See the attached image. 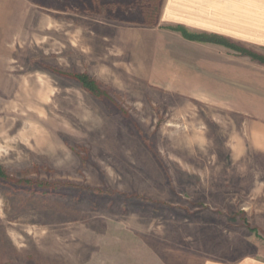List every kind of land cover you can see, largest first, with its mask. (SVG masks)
Returning <instances> with one entry per match:
<instances>
[{
	"label": "rangeland",
	"instance_id": "374dc122",
	"mask_svg": "<svg viewBox=\"0 0 264 264\" xmlns=\"http://www.w3.org/2000/svg\"><path fill=\"white\" fill-rule=\"evenodd\" d=\"M147 1L0 0V264L264 263V46Z\"/></svg>",
	"mask_w": 264,
	"mask_h": 264
},
{
	"label": "crops",
	"instance_id": "0c3cea01",
	"mask_svg": "<svg viewBox=\"0 0 264 264\" xmlns=\"http://www.w3.org/2000/svg\"><path fill=\"white\" fill-rule=\"evenodd\" d=\"M163 19L183 25L197 21L206 33L264 46V0H163Z\"/></svg>",
	"mask_w": 264,
	"mask_h": 264
},
{
	"label": "trees",
	"instance_id": "16d2710c",
	"mask_svg": "<svg viewBox=\"0 0 264 264\" xmlns=\"http://www.w3.org/2000/svg\"><path fill=\"white\" fill-rule=\"evenodd\" d=\"M161 3V0L159 1ZM158 2V4H159ZM142 7L140 8L141 9V13H142V16L144 19H149V18H152L151 22H148V25L149 26H153V25H156L157 24V8H158V5L156 4V12H155V7H153L152 5V1H147V2H144L142 3L141 5ZM154 10V11H153ZM153 11V12H152ZM154 13V15H153ZM153 15V16H152ZM156 15V16H155ZM152 16V17H151ZM176 30L177 31H180L181 34L183 35V37L189 39V40H199V41H207V42H216V43H220L216 38L220 39V37L218 36H215V35H209L208 37H213V38H205V40H203V37L205 35H202L203 37H197V35L195 34H190L188 33L187 31H185L182 27L178 26L176 27ZM207 37V36H205ZM224 39V38H223ZM246 53V52H245ZM249 56L252 57V58H255V56L252 54V53H249ZM258 60H261L259 58H257ZM262 62H264L263 60H261ZM80 77V80L81 79H84L83 76H79ZM83 81V80H82ZM87 81H83V83H86ZM89 83V82H88ZM90 85L88 87L89 91L92 92V93H97L98 90L94 87L91 86V84H88Z\"/></svg>",
	"mask_w": 264,
	"mask_h": 264
}]
</instances>
